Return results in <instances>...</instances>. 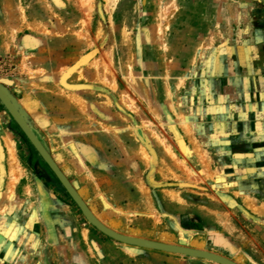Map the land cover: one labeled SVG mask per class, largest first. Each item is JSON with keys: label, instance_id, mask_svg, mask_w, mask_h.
<instances>
[{"label": "rangeland", "instance_id": "1", "mask_svg": "<svg viewBox=\"0 0 264 264\" xmlns=\"http://www.w3.org/2000/svg\"><path fill=\"white\" fill-rule=\"evenodd\" d=\"M229 38L254 40L251 73L264 80V0H0V86L106 227L210 253L246 252L264 264V234L228 188L246 185L249 207L264 202V165L243 157L229 166L198 142L213 134L198 100L205 93L211 104ZM248 75L232 78L237 125L255 112L243 100L250 87L239 84ZM262 109L252 121L264 122ZM8 138L29 175L12 196ZM214 165L231 173H213ZM24 192L84 231L95 264H217L101 233L0 101V213L20 207ZM212 209L218 218L203 222ZM192 223L224 236L205 237Z\"/></svg>", "mask_w": 264, "mask_h": 264}, {"label": "crops", "instance_id": "2", "mask_svg": "<svg viewBox=\"0 0 264 264\" xmlns=\"http://www.w3.org/2000/svg\"><path fill=\"white\" fill-rule=\"evenodd\" d=\"M230 39L232 38L227 39V42H229L227 44L233 46L221 58L224 64L221 65L220 69H217L214 76L218 80H213L211 104L209 105L208 102L210 97L208 98L205 93H202L198 100L203 105L199 109L203 115L202 123H204V120L209 121L208 117L211 115V122L208 123L213 131L210 139L202 137L198 142L202 144L203 151H206L205 147L211 146L213 153L217 157L223 156L230 159L229 166L235 167V158L243 157L256 158V165L258 163L264 165V122L261 119L252 121L256 117L254 114H256V110L258 112L260 105L263 106L262 110H264V80L261 78L262 76L251 73L254 40L252 42L249 38H233V41ZM237 71L249 72L247 83L239 81V84L240 86L248 84L250 87V91L246 93L247 95L243 93L245 96L242 98L243 100H249L251 109L255 111L251 121H247L245 125H237L235 120L230 118L233 107L231 102L234 98L231 83ZM236 126L243 128L237 129ZM246 128L248 130L247 133ZM216 169L214 165L212 172L231 173L229 167L227 169L222 168L223 170L220 168L218 172ZM27 177L29 178L28 174L21 178L16 192L21 181ZM226 179H229V176H226ZM228 188L233 190L232 193L234 195L239 194V197L236 196L232 204L238 207L244 206L250 210L254 215H248L255 221V230L264 234V213L255 212L249 207L248 203L252 198L244 194L247 188L246 185L238 183L230 185L229 182ZM39 189L41 188L39 187ZM23 190L25 191L26 187ZM25 194L26 192L22 193L21 197L18 198L17 206L20 207L12 209L11 206L9 211L5 210L0 213V264H95L91 255V246L84 231L74 229L71 221L63 218V215L56 211L44 212V209H42V206H45L44 202L33 203L34 199L26 197L27 194ZM36 194L35 197L37 196ZM255 204L258 207H264V202H259V200H256ZM213 212L215 213L204 212L201 220L203 222L211 220L210 216L214 214L218 218L217 212L215 210ZM211 229L204 226L201 231H192L203 234L205 237L214 235L213 238H221V236H224L220 230L213 231ZM202 243V241H198V244ZM72 247L74 252H71ZM213 253L220 254L235 263L257 264L252 255L246 252L230 250L226 254ZM241 260L242 262H240Z\"/></svg>", "mask_w": 264, "mask_h": 264}, {"label": "water", "instance_id": "3", "mask_svg": "<svg viewBox=\"0 0 264 264\" xmlns=\"http://www.w3.org/2000/svg\"><path fill=\"white\" fill-rule=\"evenodd\" d=\"M0 101L5 106L7 111L10 113V115L12 116L14 121L17 123V125L20 127V129L25 134V136L28 138V140L33 145V147L36 149V151L45 161V163L53 171V173L58 178V180L60 181L62 186L65 188V190L68 192V194L71 196L74 202L78 205V207L80 208V210L82 211L83 215L88 220V222L91 225H93L96 229H98L101 233H103L104 235L116 241L129 244V245H135L138 247H144V248L164 251L167 253L188 256L191 258L205 259V260H209L214 263H217V264H237L225 257L219 256V255L207 252V251H201V250H197L193 248L126 236V235L117 233L113 231L112 229L106 227L92 214L89 207L86 205V203L77 193V191L73 188L69 180L62 173L58 165L55 163V161L53 160V158L51 157L47 149L44 147L39 137L36 135L33 129L29 126V124L26 122L24 117L16 109L14 103L12 102V100L10 99L7 93V90L5 88H2L1 86H0Z\"/></svg>", "mask_w": 264, "mask_h": 264}, {"label": "bare ground", "instance_id": "4", "mask_svg": "<svg viewBox=\"0 0 264 264\" xmlns=\"http://www.w3.org/2000/svg\"><path fill=\"white\" fill-rule=\"evenodd\" d=\"M170 10H171V6L166 7V9L164 10V15L167 16L169 14ZM16 109L18 110L17 107H16ZM6 145H7L6 149L8 150L7 154L9 155V162H10V182L8 184V187H7V193H8V196H12V195H14L16 188H17V185L19 184L21 178L24 175V171L21 168L20 163L18 161L14 141H12L11 139L8 138L6 140ZM143 157H146V154H143ZM250 206L253 207V209L257 212H264V209L256 206L255 204H253V202H250Z\"/></svg>", "mask_w": 264, "mask_h": 264}, {"label": "trees", "instance_id": "5", "mask_svg": "<svg viewBox=\"0 0 264 264\" xmlns=\"http://www.w3.org/2000/svg\"><path fill=\"white\" fill-rule=\"evenodd\" d=\"M190 226V229L201 231L203 228L195 223H192Z\"/></svg>", "mask_w": 264, "mask_h": 264}]
</instances>
